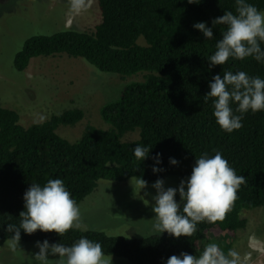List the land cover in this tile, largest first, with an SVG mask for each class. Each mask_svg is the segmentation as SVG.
Segmentation results:
<instances>
[{
  "label": "trees",
  "instance_id": "trees-1",
  "mask_svg": "<svg viewBox=\"0 0 264 264\" xmlns=\"http://www.w3.org/2000/svg\"><path fill=\"white\" fill-rule=\"evenodd\" d=\"M86 1V0H84ZM264 11V0H248ZM101 20L92 31L63 30L52 35L28 38L16 54L14 68L24 72L37 57L65 54L82 58L104 73L143 79L124 86L119 98L105 104L102 119L111 128L87 125L76 142L57 133L60 126H75L84 118L73 108L49 119L22 126L19 114L0 107V247L9 241L8 224H19L24 210L23 193L31 183L43 184L60 178L77 204L101 180L146 182L170 176L187 178L195 157L220 151L237 175L245 181L222 221L197 223L190 237L168 233L129 239L95 230H69L63 237L37 230L20 233L19 242L71 244L81 235L100 242L106 254L126 258L129 264H165L181 252L196 255L209 235L233 239L247 227L243 211L264 209V111L248 112L242 127L222 131L212 116L211 99L204 100L208 83L224 70L245 71L264 78V63L252 58L229 60L211 67L207 57L215 50L224 26L213 28V39L205 40L192 25L211 21L223 11H235V0H97ZM143 40L144 44H141ZM264 47V44L261 45ZM139 130V139L123 142L128 132ZM137 144L150 148L142 162L133 156ZM161 154L164 171L153 173L154 157ZM169 157L178 161L168 163ZM229 246H225V252Z\"/></svg>",
  "mask_w": 264,
  "mask_h": 264
},
{
  "label": "clouds",
  "instance_id": "clouds-1",
  "mask_svg": "<svg viewBox=\"0 0 264 264\" xmlns=\"http://www.w3.org/2000/svg\"><path fill=\"white\" fill-rule=\"evenodd\" d=\"M194 3V0H188ZM84 0H71L73 11H80ZM206 23L192 25L205 40H212L213 28L224 26L220 38L215 41V50L207 57L211 67L224 65L227 61H242L252 58L264 63V11L259 10L248 0H235V11H223V15ZM209 91L204 100L211 99L212 116L217 126L231 133L242 127L244 114L264 111V78L250 76L245 71L224 70L216 74L208 83ZM150 148L137 144L132 149L133 156L142 162L148 158ZM209 155L202 152L195 157L191 173L181 179L176 188H164L163 180L157 179L152 188L151 219L149 235L168 233L174 238L190 237L199 222L215 223L222 221L237 198V190L245 179L237 175L220 151L213 150ZM161 154L156 153L152 172L164 171L157 167L161 164ZM168 163L176 166L178 161L169 157ZM137 195L145 189L143 178L132 177L130 183ZM179 195V203L174 197ZM148 195V193H145ZM24 210L19 213V224H8L11 233L8 246L19 250L20 233L31 235L39 230L42 233L54 232L63 237L69 230L80 225L79 205L72 198L64 181L48 178L43 184L31 183L23 193ZM148 203L147 200L144 201ZM34 247L38 250L28 258V264H112L111 254H106L100 242L81 235L71 244L49 243L47 239L37 240ZM52 257V258H49ZM238 253L233 249L225 252L217 243L209 242L196 254L181 252L170 256L165 264H238Z\"/></svg>",
  "mask_w": 264,
  "mask_h": 264
},
{
  "label": "rangeland",
  "instance_id": "rangeland-1",
  "mask_svg": "<svg viewBox=\"0 0 264 264\" xmlns=\"http://www.w3.org/2000/svg\"><path fill=\"white\" fill-rule=\"evenodd\" d=\"M70 4L71 0H0V107L16 111L19 123L25 127L79 108L84 112L80 122L57 129L60 136L76 142L87 125L109 130L111 126L101 117L102 107L117 100L125 85L143 77L104 73L82 58L65 54L33 58L24 72L16 71L15 56L28 38L68 29L94 30L101 20L97 0L84 1L78 12ZM140 42L144 44L143 40ZM139 133V130L128 132L122 141H135ZM181 179L186 178L170 176L163 180V186L176 188ZM130 180L99 181L98 187L78 204L81 212L78 229L129 239L157 235H149L154 217L151 205L155 181L147 182L146 188L137 195ZM174 199L179 203L178 194ZM241 216L247 219V227L233 239L215 233L209 235L207 243L215 242L223 250L228 245L238 253V264H264V209L243 211ZM207 243L200 244L197 253ZM34 244L19 242V250H13L7 241L0 247V264H28L27 256L38 251ZM111 257L112 264H129L126 258Z\"/></svg>",
  "mask_w": 264,
  "mask_h": 264
}]
</instances>
